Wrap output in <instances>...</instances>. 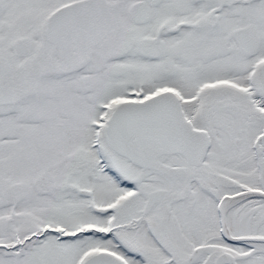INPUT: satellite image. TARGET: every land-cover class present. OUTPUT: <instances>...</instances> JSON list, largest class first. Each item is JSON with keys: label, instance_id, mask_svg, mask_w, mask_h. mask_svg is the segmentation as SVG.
<instances>
[{"label": "snow or ice", "instance_id": "6c2138e0", "mask_svg": "<svg viewBox=\"0 0 264 264\" xmlns=\"http://www.w3.org/2000/svg\"><path fill=\"white\" fill-rule=\"evenodd\" d=\"M0 264H264V0H0Z\"/></svg>", "mask_w": 264, "mask_h": 264}]
</instances>
